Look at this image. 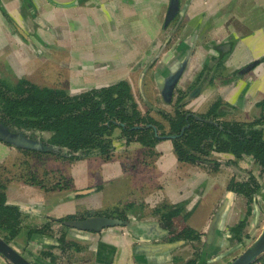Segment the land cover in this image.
I'll return each instance as SVG.
<instances>
[{
	"label": "crops",
	"instance_id": "obj_1",
	"mask_svg": "<svg viewBox=\"0 0 264 264\" xmlns=\"http://www.w3.org/2000/svg\"><path fill=\"white\" fill-rule=\"evenodd\" d=\"M169 1L31 0V6L25 7L22 0H0L11 19L8 22L0 8V64L33 81L65 86L71 93L127 80L137 98L149 99V84L156 83L165 64L179 53L176 44L182 40L178 45H184L193 37L177 88L187 90L206 63L208 76L200 94L187 107L202 112L218 97L225 102L229 119L250 121L259 116L257 103L264 99V0H180L182 15L175 24L176 34L172 43L164 45L168 29L163 23ZM258 59L252 70L231 77ZM221 61L223 69L215 75ZM262 134L264 137V127ZM113 144L108 159L95 155L76 161L58 159L55 180L49 173V181L56 183L64 176L71 188L46 190L17 178L29 156L0 140V174L8 179L6 203L18 206L24 223L36 228L48 219L79 210L142 203L143 210L137 207L130 211V219L159 222L171 234L187 225L203 242L214 213L228 200L221 251L237 247L231 244L228 229L248 216L249 197L236 195L227 184L233 176L245 177L254 163L242 158L237 166L226 165L224 160L233 156L214 152L220 165L211 171L207 166L212 162L179 161L170 139L153 145V157L144 154L148 147L138 142L125 144L117 139ZM40 161L50 164L44 157ZM163 202H186V210L191 211L188 219L183 222L176 214L160 219L151 214ZM35 235L32 232L30 237ZM66 238L80 249H68L69 264H176L174 258L184 262L193 252L192 243L187 242L188 251L182 244L165 258L143 251L134 255L141 241L123 226L99 233L68 229ZM240 252L237 248L208 264H226ZM0 264L10 263L0 255Z\"/></svg>",
	"mask_w": 264,
	"mask_h": 264
},
{
	"label": "trees",
	"instance_id": "obj_2",
	"mask_svg": "<svg viewBox=\"0 0 264 264\" xmlns=\"http://www.w3.org/2000/svg\"><path fill=\"white\" fill-rule=\"evenodd\" d=\"M25 7L31 6V0H22ZM169 5L166 13L169 10ZM3 15L10 22L5 10L0 4ZM180 0L178 3V12ZM174 14L164 27H175L179 20V13ZM221 66V63H218ZM198 74L192 87L203 78L206 70ZM187 92L177 90L173 104V112L158 109L156 113L162 120L155 119L148 107L142 111L134 97L131 85L127 80L94 87L79 94H70L61 85L52 87L43 83L36 84L27 78L21 77L13 82L0 78V121L13 131L22 130L30 133L48 132L49 145L58 146V152H36L37 154H51L57 158L76 161L90 156H100L108 159L112 155L113 140H124L125 144L138 142L146 147L144 154L155 156L153 145L169 135H177L172 139L174 152L178 160L190 164H203L212 162L211 171H216L220 165L213 157V152L229 153L233 159L224 160L226 165L237 166L244 156H250L259 167L260 175H264V137L262 125L264 123V100L257 105L262 109V115L254 121H235L227 119L228 112L221 106L225 105L221 98L214 99L203 112H193L186 109ZM157 129V135L152 128ZM184 128V129H182ZM183 130V131H182ZM20 151L22 149H19ZM25 151V150H23ZM18 179L40 186L46 190L70 189L71 185L64 178L56 183H47L42 178L38 179L34 171L21 172ZM8 179L0 174V236L7 242L13 241L24 231L39 235L54 236L53 226L59 225V235L56 237L57 246H48V250L41 253V258L52 264H61L57 255L66 258L68 249L80 250L76 242L68 241L66 231L69 227L64 221L84 219L89 216H109L123 220L129 219V212L143 204L126 203L114 207L97 210H79L60 218L46 220L39 228L24 223L23 214L16 205L6 203V184ZM100 187L98 186L97 189ZM227 189L238 196H248L252 204L254 198L261 190V185L252 173L248 177L233 176L230 178ZM151 214L162 217L180 215L185 222L191 211L186 210V202L175 204L163 202L153 208ZM23 223L25 225H23ZM30 225V227H28ZM246 220L239 221L229 227V240L233 246L243 245L248 239L245 232ZM184 240L192 243L193 252L190 258L176 264H197L202 246L200 234L185 225L180 233L164 238L166 242ZM182 245V244H181ZM58 251V252H57ZM67 260V259H66ZM258 263L264 264V253L258 258ZM256 262V263H257ZM67 264L68 261H67ZM255 264V263H253Z\"/></svg>",
	"mask_w": 264,
	"mask_h": 264
},
{
	"label": "water",
	"instance_id": "obj_3",
	"mask_svg": "<svg viewBox=\"0 0 264 264\" xmlns=\"http://www.w3.org/2000/svg\"><path fill=\"white\" fill-rule=\"evenodd\" d=\"M178 3L179 0H170L169 10L165 15L164 24L167 25L171 18L178 12ZM179 16L182 15V11L179 10ZM174 32V29L171 31L169 36L166 39V42L169 41L171 34ZM184 45H178L177 51L179 52L177 56L169 62L164 71L157 75L159 78L156 79V84L158 89L161 92L162 98L165 102H169L172 98L173 89L182 76L193 44V37L187 39L183 43ZM258 60H253L246 66L242 67L235 76H239L247 73L252 70L258 63ZM210 66V64H209ZM207 73L204 74V77L199 82V84L193 88L183 100V102L190 101L193 98L197 97L202 87L205 83V78ZM227 109V106H221L220 110ZM151 126V125H148ZM264 127V126H263ZM156 133V129L153 127ZM176 135L168 136V139H174ZM0 140L16 148H22L27 150H34L40 152H58L60 148L58 146L49 145L47 143L41 142L38 138H29L26 134L21 131L12 132L9 126L5 125L0 121ZM247 159L249 164H252L253 159L250 156H244ZM235 173L242 174L237 168H233ZM248 175V173L244 174ZM231 196V193L228 194ZM228 208V200L222 202L219 208L214 213L212 220L207 228L205 238L203 240L200 256L197 264H208L215 257H225L229 255L233 250L242 247L238 245L236 248L229 249L225 252H222L221 247L223 245L222 238V228L224 223L225 213ZM258 217V207L257 201L254 198L253 202V223L257 221ZM64 225L70 229L82 231V232H94L99 233L102 229L108 227L123 226L126 227L128 232L138 241H141L135 246L134 255L137 251H143L147 253H156L161 257H166L171 253L175 248L179 247L184 243V240L166 242L164 238L169 235V231L165 228L160 227L159 222H144L137 221L134 219L123 220L117 217L109 216H89L84 219L77 220H67L64 221ZM31 240L38 244L44 245H54L57 246L58 242L53 241L47 236H42L36 234ZM22 248L20 245L7 242L0 236V255L7 260L10 264H52L48 260H45L35 254L30 253V256L25 255L20 250ZM264 253V224L256 236V238L245 247L237 256L226 264H253L258 261V258Z\"/></svg>",
	"mask_w": 264,
	"mask_h": 264
},
{
	"label": "rangeland",
	"instance_id": "obj_4",
	"mask_svg": "<svg viewBox=\"0 0 264 264\" xmlns=\"http://www.w3.org/2000/svg\"><path fill=\"white\" fill-rule=\"evenodd\" d=\"M0 76H2V77L7 76L11 79H15V77L11 76V73H9V72H0ZM147 108H148V106L146 105V103L145 104L142 103V110L145 111ZM153 115L156 116L157 119H161L156 113H154ZM28 136H32V138H38L41 140L42 139L45 140L49 137V133L48 132H35L33 134L28 133ZM20 152L24 155L29 156L28 158L30 160L27 161V164H29L31 166V167L28 166L26 164V162H24L21 172H25V173L27 172L28 173L29 171H34V172H36L38 179L43 177L42 179L45 182L50 183V184L53 183L52 180L49 181V179H50L49 173H51V178L53 180H55V174L56 173H54L55 172L54 168H56L57 166L60 165V163L57 160L60 159L63 161L64 159L57 158L51 154H46V155L37 154L34 151H27V150L23 151V150H21ZM43 157L47 158V161L48 160L50 161L49 166L47 164H45L44 161L43 162L40 161ZM48 158H50V159H48ZM64 161H68V160H64ZM248 172L254 173V175L259 178L258 180L261 183L262 189L256 195L257 207H258V217H257V221L255 223H253L252 201H251V199H247L248 203L246 204V206L248 209V216L245 217V219H246L245 232H247V234H248V237H247L248 239H246L244 241V244L242 245V247L239 248L241 251L245 247H247L256 238V236L259 234V232H260V230L264 224V177L259 175V169L257 166L252 167V169L249 170ZM146 215H148V213ZM23 222H25V220ZM23 225H25V224L23 223ZM28 227H30V225ZM53 229H54V233H55L54 236H47V237L53 241H56L55 239L59 235L60 227L57 226V224H55ZM31 233L32 232H27V234H26V231H24L23 234H20L17 238H15L13 241H11V243H15V244L20 245L22 247V248H20L22 253H24L25 255H27L29 257H31L30 253L35 254V255L40 257L41 253L44 251H47L48 246H51V245L38 244V243L33 242L30 238ZM189 249H190L189 243L185 244V247L183 250L186 252ZM64 255H62V254L57 255V257H58L57 260L61 261L62 262L61 264H67V260H66L67 257L63 258ZM229 259H227V260H229Z\"/></svg>",
	"mask_w": 264,
	"mask_h": 264
},
{
	"label": "flooded vegetation",
	"instance_id": "obj_5",
	"mask_svg": "<svg viewBox=\"0 0 264 264\" xmlns=\"http://www.w3.org/2000/svg\"><path fill=\"white\" fill-rule=\"evenodd\" d=\"M180 19V18H179ZM164 20H165V18H164ZM10 22H11V19H10ZM163 25H164V23H163ZM165 29H168V32L166 33V37H165V42H164V45H167V44H170V43H172L173 42V39H174V36H175V34H176V30H177V25L175 26V27H172V25L171 26H169V27H164ZM174 29V32L171 34V37H170V39H169V41L168 42H166V39H167V37L169 36V34L171 33V31ZM182 41V40H181ZM180 41V42H181ZM180 42H178L177 44H176V48H177V46H178V44L180 43ZM175 48V49H176ZM260 62V61H259ZM221 63V66H219V71H217V73L215 74V75H218V74H220L221 72H220V70H222L223 69V62L221 61L220 62ZM168 63H166L165 65H167ZM206 66H207V63H206ZM165 68V67H164ZM203 68H204V66H203ZM203 68H202V70H203ZM241 69V68H240ZM239 69V70H240ZM201 70V71H202ZM206 70H207V67H206ZM205 70V71H206ZM239 70H237V71H235V72H233V74H231V77L232 78H234V77H236L235 76V74L239 71ZM200 71V72H201ZM0 72H9V73H11V76H14L15 77V79H18V78H21V77H24V78H27L29 81H31V82H33V83H36V84H40V83H42V82H40V81H38V82H36V81H33V80H31V79H29L28 77H26V76H19L18 74H16L14 71H12V69L7 65H4V64H0ZM249 72V71H248ZM246 74V73H245ZM198 76V75H197ZM196 76V77H197ZM204 77V76H203ZM0 78L1 79H4V80H6V81H8V82H13L15 79H11V78H9V77H2V76H0ZM181 78V77H180ZM180 78L178 79V81H177V83H176V85H175V87H174V89H173V93H172V98H171V100L169 101V102H165L164 100H163V98H162V95H161V92H160V90L158 89V87H157V84L155 83H152V84H149V88H148V90H149V95L150 96H152V97H150L149 99H142V98H140V97H136L135 95H134V97H135V99H136V101H137V103H138V106H139V108L142 110V103H146V105L150 108V113H151V115L155 118V119H157L156 118V116H154L153 114L154 113H156V110H158V109H165V110H167V111H169V112H173V104H172V101H174V98H175V94H176V91L177 90H181L180 88H177L178 86V83H179V80H180ZM195 80H196V78H194V80H193V82L190 84V86L188 87V89L187 90H181V91H184V92H187V94L193 89V88H195L198 84H199V82L202 80V78H201V80L197 83V85H195L194 87H192V85L194 84V82H195ZM43 84H45V83H43ZM45 85H48V84H45ZM131 85V84H130ZM142 85V84H141ZM48 86H52V87H54L53 85H48ZM155 86H156V88L158 89V90H156V88H155ZM57 87H58V85H57ZM61 87H63V88H65V89H67L68 90V88H66L65 86H61ZM131 89H132V86H131ZM87 90V89H86ZM69 91V90H68ZM82 92V91H81ZM81 92H78V93H71L70 91H69V93L70 94H79V93H81ZM132 92H133V90H132ZM133 94H134V92H133ZM187 96V95H186ZM196 98V97H195ZM218 98V97H217ZM216 99V98H215ZM264 100V99H263ZM188 102L189 101H186V109H189V110H191L190 108H188L187 107V105H188ZM261 102V101H260ZM225 103V102H224ZM210 105V104H209ZM208 105V106H209ZM226 105V104H225ZM224 105V106H225ZM208 108V107H207ZM226 111H227V109H225ZM143 111V110H142ZM191 111H193V110H191ZM205 111V110H204ZM154 112V113H153ZM193 112H199V111H193ZM203 112V111H202ZM228 112V111H227ZM261 113H262V109H261ZM157 114V113H156ZM158 115V114H157ZM260 115H262V114H260ZM260 115L259 116H257V117H255V118H253L252 120H250L251 122L252 121H254L256 118H258V117H260ZM159 116V115H158ZM160 117V116H159ZM161 118V117H160ZM226 118L227 119H229L228 118V114H227V116H226ZM157 120H162V119H157ZM230 120H235V121H241V120H236L235 118L233 119H230ZM250 121H246V122H250ZM148 125H151L152 126V128L154 127L155 129H156V127L155 126H153L152 124H148ZM263 126H264V123H263V125H262V133H263ZM182 129H184V128H182ZM11 130V129H10ZM154 130V129H153ZM12 132H18V131H21V132H23L24 134H26L27 136H28V133H30L29 131H22V130H16V131H13V130H11ZM183 131V130H182ZM35 132H39V131H35ZM155 132V131H154ZM156 133H157V129H156ZM31 134V133H30ZM158 134V133H157ZM173 135H175V134H173ZM263 135V134H262ZM49 136H50V133H49ZM170 136V135H169ZM177 136V135H176ZM29 138H32V136H28ZM49 138V137H48ZM47 138V139H48ZM47 139H45V140H41V139H39L41 142H43V143H47L46 142V140ZM118 138H114V140H117ZM165 139H168V138H165ZM114 140H113V143H114ZM118 140H120V141H124V140H121V139H118ZM170 140H172V139H170ZM48 144V143H47ZM113 148H114V144H113ZM18 150L19 149H22V148H17ZM22 150H27V149H22ZM114 150V149H113ZM20 151V150H19ZM27 151H34V150H27ZM34 152H40V151H34ZM217 153H221V152H217ZM213 155H214V152L212 153ZM229 154V153H228ZM233 156V155H232ZM234 157V156H233ZM244 158V157H243ZM252 163H254L255 164V162H254V160L252 161ZM255 166H257V164H255ZM258 167V166H257ZM258 169H259V167H258ZM249 171V170H248ZM246 172V173H248V175L247 176H245V177H248L249 176V174L251 173V172ZM252 174H254V173H252ZM259 175H260V170H259ZM260 176H263L264 177V175H260ZM64 176H60L59 178H58V180H57V182L59 181V179L60 178H63ZM257 179H259L258 177H256ZM259 181V180H258ZM259 183H260V181H259ZM260 185H261V183H260ZM261 189H262V186H261ZM257 198V197H256ZM257 201V200H256ZM122 205V204H121ZM252 206H253V204H252ZM136 209V208H135ZM130 219V218H129ZM128 219V220H129ZM246 220V219H245ZM242 221V220H241ZM42 225V224H41ZM40 225V226H41ZM39 226V227H40ZM55 226V225H54ZM53 226V227H54ZM57 226H59V225H57ZM39 227H37V228H39ZM70 229V228H69ZM180 233V232H179ZM178 234V233H177ZM171 235H175V234H171ZM30 238H32V237H30Z\"/></svg>",
	"mask_w": 264,
	"mask_h": 264
}]
</instances>
